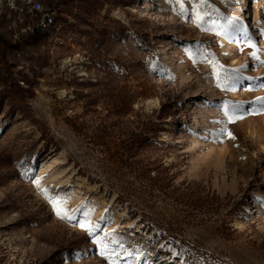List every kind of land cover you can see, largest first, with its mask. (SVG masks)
Wrapping results in <instances>:
<instances>
[{
    "label": "rangeland",
    "instance_id": "1",
    "mask_svg": "<svg viewBox=\"0 0 264 264\" xmlns=\"http://www.w3.org/2000/svg\"><path fill=\"white\" fill-rule=\"evenodd\" d=\"M207 1L0 7V264H264V0Z\"/></svg>",
    "mask_w": 264,
    "mask_h": 264
},
{
    "label": "snow or ice",
    "instance_id": "2",
    "mask_svg": "<svg viewBox=\"0 0 264 264\" xmlns=\"http://www.w3.org/2000/svg\"><path fill=\"white\" fill-rule=\"evenodd\" d=\"M182 0H177V3H181ZM206 4V0H200L199 4L197 5V8H203L204 5ZM208 15L207 12H205L203 15L198 12V11H194V17H195V22L197 23V25L199 26L200 22L204 19V16ZM231 24V28L233 30V32H241L244 35V39L245 42L248 43L249 47H253V45L250 42V38L247 34V32L245 31L242 22L239 21H230ZM251 56L253 59L258 60V57L256 56L255 52L251 53ZM261 63L262 66H264V61L259 62ZM246 65H242L241 69L246 68ZM240 69H232L231 73L232 75H228L225 78V85L231 83L232 87H235V83L239 82L241 79H245V80H252V77H240L238 75ZM217 87H222L221 83H220V77L217 74ZM249 105H255L256 103L260 104V107L258 109L254 108L253 110H243L244 114H248V115H255L258 112H264V97H257L256 101H249L247 102ZM242 109V105L240 103H236V104H232V105H225L224 106V115L225 117H227V123H235L236 120L238 119H242L243 116L242 115H238L237 113ZM219 135H223L226 136L229 139H236V137L233 135L232 132L228 131L226 128H222L220 129ZM237 147H239V145H236ZM243 158V157H242ZM55 207V204H54ZM57 215H63V218H67V219H74V216L68 215L67 213H62L61 209H57ZM81 228H84L85 226L83 224L80 225ZM86 231H88L89 233H91L92 229L88 228L86 229ZM103 254V253H102Z\"/></svg>",
    "mask_w": 264,
    "mask_h": 264
},
{
    "label": "built area",
    "instance_id": "3",
    "mask_svg": "<svg viewBox=\"0 0 264 264\" xmlns=\"http://www.w3.org/2000/svg\"><path fill=\"white\" fill-rule=\"evenodd\" d=\"M0 7H5L18 14H26L30 19L38 18L30 29L33 31H59L57 22L58 8L44 6L43 0H0Z\"/></svg>",
    "mask_w": 264,
    "mask_h": 264
},
{
    "label": "bare ground",
    "instance_id": "4",
    "mask_svg": "<svg viewBox=\"0 0 264 264\" xmlns=\"http://www.w3.org/2000/svg\"><path fill=\"white\" fill-rule=\"evenodd\" d=\"M253 1V0H252ZM243 4H244V2H243ZM205 8H206V10L207 11H209V12H214L215 13V15L217 16V17H220L221 16V12L220 11H218V10H216V11H214V7L207 1L206 2V4H205ZM247 21V20H246ZM248 23V22H247ZM246 24V23H245ZM246 26V25H245ZM245 28V27H244ZM230 30H232V28L230 27ZM233 31V30H232ZM231 33V32H230ZM230 33H227V35L228 34H230ZM235 33V32H234ZM241 33V32H240ZM233 34V33H232ZM234 35V34H233ZM227 39V38H226ZM96 215V214H95Z\"/></svg>",
    "mask_w": 264,
    "mask_h": 264
},
{
    "label": "crops",
    "instance_id": "5",
    "mask_svg": "<svg viewBox=\"0 0 264 264\" xmlns=\"http://www.w3.org/2000/svg\"><path fill=\"white\" fill-rule=\"evenodd\" d=\"M65 1H67V0H56L54 3V5L53 6H48L49 8H57L59 5H60V3H65ZM43 2H44V0H43ZM45 2H47L46 0H45Z\"/></svg>",
    "mask_w": 264,
    "mask_h": 264
},
{
    "label": "trees",
    "instance_id": "6",
    "mask_svg": "<svg viewBox=\"0 0 264 264\" xmlns=\"http://www.w3.org/2000/svg\"><path fill=\"white\" fill-rule=\"evenodd\" d=\"M158 176V175H157Z\"/></svg>",
    "mask_w": 264,
    "mask_h": 264
}]
</instances>
